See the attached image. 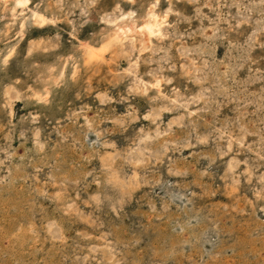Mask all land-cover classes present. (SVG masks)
I'll list each match as a JSON object with an SVG mask.
<instances>
[{
	"label": "rangeland",
	"instance_id": "374dc122",
	"mask_svg": "<svg viewBox=\"0 0 264 264\" xmlns=\"http://www.w3.org/2000/svg\"><path fill=\"white\" fill-rule=\"evenodd\" d=\"M16 1L0 264H264V0Z\"/></svg>",
	"mask_w": 264,
	"mask_h": 264
},
{
	"label": "bare ground",
	"instance_id": "6f19581e",
	"mask_svg": "<svg viewBox=\"0 0 264 264\" xmlns=\"http://www.w3.org/2000/svg\"><path fill=\"white\" fill-rule=\"evenodd\" d=\"M21 0H17L16 3L18 2V4L20 3ZM24 1V0H23ZM39 15V14H38ZM38 15H35V16H38ZM149 20L147 22H145L144 24H142L139 29L141 30V32H147L148 34H156V33H159L160 32V28H161V25L163 23V19L161 18H158V16L155 14V13H151L149 14ZM14 18V17H13ZM40 17L38 16V19ZM42 18V16H41ZM40 18V19H41ZM36 19V18H35ZM46 20V19H45ZM38 21V20H36ZM24 23V22H23ZM127 25V23H126ZM124 26V24H123ZM118 26L115 30H114V35L110 38V41H118V40H121V38L123 36H127L126 34L129 33L131 34L132 32V28L130 26H125V28H123ZM132 37V36H131ZM108 40V43L106 42L103 46L101 45V49L100 51H103L105 50L106 46L109 44L110 42ZM99 51V50H98ZM89 54V56H94V57H98V54H96V51H91V50H88L87 52ZM130 68V67H129Z\"/></svg>",
	"mask_w": 264,
	"mask_h": 264
},
{
	"label": "snow or ice",
	"instance_id": "6c2138e0",
	"mask_svg": "<svg viewBox=\"0 0 264 264\" xmlns=\"http://www.w3.org/2000/svg\"><path fill=\"white\" fill-rule=\"evenodd\" d=\"M19 6H21V7H22V6H23V4H20Z\"/></svg>",
	"mask_w": 264,
	"mask_h": 264
}]
</instances>
